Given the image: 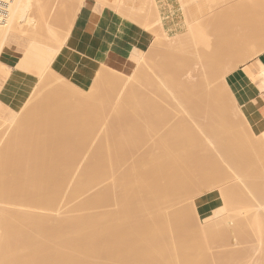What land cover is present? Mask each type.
Returning <instances> with one entry per match:
<instances>
[{"label":"bare ground","instance_id":"bare-ground-1","mask_svg":"<svg viewBox=\"0 0 264 264\" xmlns=\"http://www.w3.org/2000/svg\"><path fill=\"white\" fill-rule=\"evenodd\" d=\"M65 1L66 0H63V2H61L60 0H58V2H61L60 4H63L61 6L64 7V10H65L64 14H70L73 12L75 15L76 13H78L81 10V8L85 5L87 0H79V4H77L76 7L73 6L72 4H68L67 2L64 4ZM96 1L99 2V4H101V5L102 4L103 5L113 4L114 7L112 5L111 6L113 7V9H115L117 6L118 9L116 8V10H118V12L123 13V14L126 13L125 15H128V16L132 15V16H135L137 18H140V16H142V13L149 11V10H146V11L144 10V12L143 11L141 12V9L139 10V8H137L138 5L135 2V0H125L124 6L119 5V3H118V2H120L119 0H96ZM220 1L217 0V2H219V3H220ZM190 3H192V2H190ZM254 3H255V0H226V2L224 3V5L227 7L226 9H225V7L221 8L220 10H219V8L218 9L216 8V9L219 10L220 13H221L222 9H224L225 11L231 12V11H233V9H235V7H233V4H237L238 7L241 6V9L243 6H246L245 8H247L248 10H252V9H254V5H256V3L255 4ZM141 4H142V2H141ZM210 4H212L211 1H210ZM35 5L36 4L33 3V0H0V80L5 78V75H7V77H8V78L6 77L7 78L6 82H7L9 77H10V74H11V70L5 64L6 62L3 63L1 61V55H2V52L4 49L3 46H5L6 42L8 41V37L11 35L12 32L24 33V25L25 24H28V25L31 24V26L33 25L34 28H37L36 27L37 26L36 21L32 17V14L30 13L31 9H33L32 7ZM150 5H151V3H150ZM214 5H216V4H214ZM145 6H146V4H145ZM73 7H75V8H73ZM147 7H149V6H147ZM154 7L155 6H153V8ZM238 7L233 11V13L229 14V16H225V17H229L228 19L222 20V18H220V17L223 16V14L221 16L218 14L219 17H217V19H221V23H223V24L225 22L226 26L224 28H227L228 32H230V28H232L235 32V33L233 32L234 34L237 33V35H239V36L249 38L250 41L248 42V44L246 43L248 46L247 50L249 51V53H247L246 50L245 51L242 50V48H244V47H241L242 46L241 43L244 40L242 41L239 37H238V39L242 42L240 43V45H238L239 43L237 44V42H236V45H234L235 51L241 53V50H242L244 54L246 53L245 56L246 55L248 56V54H249V57H248L249 59H247V63L250 62L251 60H253L254 58H257V57H260L261 59L264 60V51H262L260 53L258 50H256L258 48L255 47V43L260 42V40H258L257 36L262 34L261 30L259 29V32L258 31L256 32V33L261 32L260 34H257V36H256V34L253 35V33L251 34L250 32L248 34V32H247V30H248L247 26H249L248 24L252 25V23H254L255 26L256 25L259 26L262 24V22L260 21L261 19L260 20L258 19V21L256 22L257 24L254 21L253 22L250 21V23L249 22H248V24L246 23L247 26L233 25L236 18L241 17V16L237 17L238 12H239ZM143 9H145V7ZM155 9L158 10L157 8H155ZM236 10H238V11H236ZM219 11L217 13H219ZM225 11H222V12H225ZM252 11L254 13V10H252ZM211 12H212V10H211ZM211 12H209V13H211ZM215 12H216V10H215ZM244 12L242 14H244ZM186 13H189V12H186ZM246 13H247V15H249L248 11ZM149 14H150V12H149ZM206 14H207V12H206ZM214 14H215V16H217L216 13H214ZM260 14L258 13V15H260ZM154 15H156V14H154ZM239 15H241V14H239ZM247 15L243 16L242 19H244V21L246 20L245 17H247ZM152 16H153V14H152ZM212 16H213V14H212ZM252 16H254V14H252ZM263 16H264V13H263ZM233 18H235V19H233ZM142 19H140V20L142 21ZM150 19L153 20V18H149L148 20L150 21ZM207 19L205 21H207ZM262 19L264 20L263 17H262ZM133 20H134V18H133ZM210 20H211V18H210ZM222 21H224V22H222ZM198 22H199V20H198ZM204 22H203V24H204ZM235 22H237V20ZM41 24H43V23L41 22ZM148 24H149V22H148ZM203 24L201 23V25H203ZM243 24L244 23H242V25ZM217 25H216V27H218V28H215V29H218V31H219L220 28ZM220 26L223 27V25H221V24H220ZM210 27L208 29V25H207V27H206L207 33H209L208 31L210 29L213 31L215 30V29H212L213 27H211V28ZM244 27H246L247 30H245ZM224 28H222V29H224ZM38 29H41V27ZM38 29H36V31H34V34L32 32L33 35H31L29 37L30 41H31L30 44H33L32 42H34V41L35 42L38 41L39 40L38 38L40 36H42L41 30H43V29H41L40 31H38ZM200 30H202V28H198L196 31H200ZM250 31L252 32V30H250ZM189 32H190V30H189ZM206 32H205V35L207 34ZM234 34H231V35H234ZM199 35H201V33ZM205 35H204V37L206 38V36H207V41H208L211 36L208 38L209 35H206V36ZM231 35H229V36H231ZM213 36H216V35H214V33H213ZM261 36H259V38ZM184 37H182V39ZM216 38L217 37H215V39ZM62 39H63V42L61 43V45L56 46L54 54L51 57V59L49 60L46 68L39 75L40 82L38 80V84L39 83L40 84L38 86V90L41 87V85L43 87H41V89L39 90L41 92L37 93V94L44 93L42 91V89L44 88L45 90L44 89L43 90L45 91V95L44 94H42V95L45 96L44 99L45 98L47 99V96H49V93L51 92V97H50V99L48 98L47 101L49 102L53 98L52 101H50V102H52L51 104H53V102L55 103V108H54V106H52L51 104L48 103L47 106H50L51 109H47L48 108L47 107L46 110H50V112H49V114H47V111H46V113H44L45 111L43 110L44 109L43 108L42 111H44L43 112L44 114H42V115L43 116L45 115V117H47L49 115L48 116L49 118L47 117V119L50 120V116L51 115L54 116L56 114V112L58 111V114L55 115V117L57 119H53L54 117H51V120L47 121L45 117L40 116L41 115L40 113H39L40 115H38V113L36 115L38 119H39L38 116H40V118L42 120L45 118L46 121L41 120L43 123L47 122V124L44 123L45 126H48L50 124V126H48L47 130L43 133H48V129L52 126L51 129L55 128L56 129L55 131H61V132L63 131L61 133V135H59L61 137V139L58 138L59 136L57 137L55 135H54L55 137L53 135H51V136H53L54 139H51V137L46 136V135H41V137H40L41 132H39V130L42 131V129H43L42 127H45V126H43L42 122H40L42 124V126L39 122H38V124L40 126L38 124H36L37 123L36 120H38V119L34 115L36 114L35 112L37 110H41V108L38 109L40 105L37 108H35L33 105V107L37 110L35 112L32 110L30 112L28 110L30 113L26 114L25 110L27 111V109H29V108H26L27 107L26 105L29 104L30 99L27 100L28 103L25 105L26 107L22 106L26 109H24V108L18 109L16 111L15 115H7V116L3 117V119L5 121L15 119L18 116L28 117L26 119L31 120L34 125L36 124V126L37 125L39 126L37 128V127L32 125L33 127H35V129L40 128L38 130L39 133H36V134H38V135H36L37 137H40L41 139L47 137L48 140L51 139L50 142L55 140L56 143L55 144L53 143V144H54V147L57 148L56 150H58V152L54 151L53 145H52V147H53L52 149H53L54 154H55V152H57V153H60V156L61 155L63 156L65 154V153H63L64 151L61 152L62 151L61 149L64 148V146H60L61 143H64L62 145H65V146L70 143L72 145L71 148L73 150V147H75V149H76V147H77L76 145H79L80 147H82L83 143L86 142V140H87L86 137L89 135H87L86 137H85V135L88 134L87 131L90 128L91 129L93 128V130H96L95 132H97L98 134L101 131V135L105 132V130H103L105 128V126H98L99 124L95 123L98 125L97 126L94 125V127L89 125L88 126L89 128H88V127H86V125L89 124L88 123V124H84L85 127L88 129V130L86 129V134L84 132L81 133L85 129L83 127L84 125L82 124L83 122H80V126H77L76 122L82 121V120H84L86 122L88 120L87 118H85L87 115V112L88 111L92 112L90 110L93 109V107H91V106H93V104H99L100 102L104 103L105 96L106 97L109 96V93H107L108 95L106 94L105 89H104L105 94L102 93V95H97V94L84 95L76 87L77 84L74 83L70 79L65 80V82L63 83V86L55 87V88H49V86L51 84V78L56 74L55 70H53L52 65L55 63L57 64V62L54 60L57 58V56L60 54L61 50L65 46V44L67 42V36H65V38H62ZM157 39H158V37H157ZM182 39L179 38V40H182ZM53 40H54V38L50 39V41L46 42V44L50 45V42ZM217 40H216V42H218ZM226 40H229V37ZM256 40H257V42H256ZM158 41H160V39H158ZM210 41L213 42L212 40H210ZM263 41H264V38H263ZM216 42L214 41V43H216ZM197 43H199V42H197ZM218 43H220V41ZM231 43H229V44H231ZM182 44H184V43H182ZM200 44L201 43H199L198 46H200ZM209 44H212V43L209 42ZM206 45L209 46L208 44H206ZM245 48H246V46H245ZM176 50H179L178 45L172 47V51H171L172 56L170 55L171 56L170 58H175V57H177L176 55H179L177 53L178 51H176ZM210 50L215 51L213 49H210ZM204 51L205 50L202 51V48H201V50L198 52V53L201 52V55L200 54L199 55L202 58L201 60L199 58V61L201 62V68L199 70L201 76H199V77H202L201 80L200 79L198 81L194 80L193 76L191 75V73L189 74V72H186L182 75L181 78L184 77V79H183L184 82H181V83L179 82L180 80L178 81V79L172 80L173 82L171 83L170 82L171 79L168 78L167 76H164V77H161V79L162 78L165 79L167 77L166 79L170 82V85L171 84L173 85L172 88L170 85H168V86L165 85V86H167V88L165 86H163V87H165L164 89H166V90H164L161 87V85L166 84L168 81L167 80L159 81L158 79H160V78H159V73H158V76L155 79H152V82L155 83L156 85L162 83L163 81H164V83L161 84L160 86L155 85L156 87H159L158 89L153 87V88H155L154 91L155 92L157 91V93L152 91L153 88H150L151 86L149 87L150 91L154 92V94H156V95H153L152 92L148 91V88H146L147 90L145 89V87H148L149 84L153 85V83L150 82L151 81L150 76L148 77V75H149L148 72H146V71H148L149 66L146 65L145 63H143L140 66V68L138 69V71L135 75L131 74V75H127L126 77H122L121 75H118L116 72L119 70L100 63L94 69V75H92L90 77L87 76L83 80V82L88 85L89 89L91 88V86H93V84H94V86H96L95 84H97L98 82L107 81L111 84V85H108L109 88L106 87L107 89H110L111 86H114L115 89H114V87H113V89H114V91H116V89L118 90L119 86H122V87L127 88L126 89V92H127V90H129L128 87L132 88L134 85L135 86L138 85L137 88L139 91L140 86L143 85L142 82L145 81L141 77H144V79L148 77V79H146V81H148L149 84L147 85V82L145 81L146 83L144 85H146V86L145 87L143 86L145 91H147L146 93H148V94H146L145 91L143 92V93H145L146 99H148V101H149L148 102L146 100H143V102L146 103V106H144V104L142 102L141 103L139 102V100L141 99L140 97L142 96L141 95L142 92L140 94V97H137L138 96V94H136V93H138L137 90H135L136 92L132 91L133 93H135V95L137 97L136 98L135 95L133 93H131V91L129 93H126L125 89H124L125 94L120 96V97H122V100L118 98L119 101H116V103L113 107L114 111L120 112V114H121L122 110L126 109L129 112V114L133 113L132 115L135 116V117H133V119L137 118L134 121L136 122L138 120L136 122V124L137 123L139 124V119H141L142 121H145V120H148L146 118L153 117L152 116L154 113L153 108L156 109L155 115L159 113V112L156 113L157 108H159L160 110L163 109L162 114L165 115L163 117V118H165L167 115L165 114L164 110H166L168 108L170 110L174 109L173 111H175L176 114L180 115V120H179V122L175 121V122H177V125L176 124L172 125V126H176V127L170 126L171 129L169 127V131H165L164 133L159 132L160 130L158 131V129L156 130L155 128H153L156 126L155 122L158 120H155V122H154L155 124L153 123L155 126H153L151 123V125L153 127L150 125V122L148 121L149 122L148 126H150L151 130L153 132H155V130H156L155 135H152V140H151V138H149V140H151L152 142L149 141V143L150 142L151 143L148 144V148H147L148 150L145 151V154H144V150H143V152H142L143 154H142V156L140 155L141 158L139 160L137 159V162L131 163V164H129V163L124 164L123 166H120V167L117 166L119 164L116 161L117 160L116 156H119V155L118 154L117 155L115 154L116 156L112 155L113 153L117 152L116 150H119V149L115 150L116 145H113L114 142L112 140H111L113 142L112 145L115 148L113 149L112 145L110 143L111 148L108 147V150L110 152H112V150H115V151L112 152V154L111 153L108 154V152H107V155H109V156H108V158L105 157L106 160L104 163L101 162V160H100V162H99V160H97L99 163L98 162H95V163H98L97 164L98 166L94 165L95 163H93V161L90 160L91 156L93 155L91 153H89L88 155L86 154L87 156L85 157L84 166L79 167L77 165L76 166L73 165L74 163L71 164L72 161L75 162L78 160L76 159V157H74L75 155H73V157H72V155H70L71 153L72 154H74V153L69 151V149H70L69 145L70 144L67 145V147H69V148H67V147L66 148L68 149L70 154L67 156L64 155L63 156L64 159L62 158V160H65L64 162H66L67 160L70 161L69 157L76 159V160L75 159L72 160V158H70L71 162H69L70 163L69 165H66V163L63 162L66 166H69L70 168L69 167L65 168V166H63V167L61 166L62 168L61 167L59 168L60 170L62 169V171L64 169V170H66V172H68L69 170L70 171L73 170V168H71V166H75L74 167L75 170H73V172H70V173H72V175L67 173L68 176L71 175L70 184L67 187V190L65 189V193H64V195H67L71 198V200L68 197L65 198V199H68L67 200L68 202H66V201H65V203L63 202L64 195L62 197H60V199H59V197L57 198V196L53 197L54 199H51V198L49 199L48 195H47V197L45 196L46 193L52 192L54 190L53 188H56L58 190V188L61 186L60 184L62 182L60 184H58L59 187L57 188V186H58L57 183L62 180V179L59 180V177L60 178L62 177V172H61V175L59 176L57 174L58 173L57 171L60 172V170L57 169L56 170L57 173H56L53 171V169L50 168V166L52 164L51 162L57 160L58 158L60 159V156H58L59 154L58 155L55 154L57 156V158L54 157L55 156L54 154H52L54 156H52V155L50 156L48 154L51 150L50 142H49L50 146L48 145L49 151H47L46 148H45V150L43 149V147L47 146V145H44V143L45 144L48 143L47 138H45L44 140L40 141L43 144V146H41L42 148L38 147L37 150L47 151L48 153H46V152L42 153L43 156L39 157V160H37V155H38L37 152H39V151H37L36 152L37 155L35 154L36 163L33 161L35 156H34V158L32 157L33 159L30 160L31 163L34 162L35 165L30 164L29 155L31 152L33 153V151H31V152H29V151H30L33 143L35 144V142H34L35 139H36V142H38V140H40V139L35 138L36 136L30 137V134L28 136L27 133L29 131H27V133L25 131H24V133H22L23 131L21 130L20 125H17L14 127L13 136L14 135L15 136L13 137L14 139L12 138L14 140V143L17 142V144L19 143V145H22V147L24 145L23 149H22V147H20L22 149V152L24 149H26V151L29 150L28 151L29 154L28 153L26 154L25 152L20 153L19 151H21V150L16 149L17 145H14L15 147L14 146L13 147L16 150H18V152L16 150H13L11 148L12 146L10 147V145L12 144V141H13L11 138L8 139L9 141L7 140L11 144H9L8 142H5V144L3 145L6 148V150H4V152L2 150L3 147L0 148L2 151V152L0 151V264H217L214 261V255L211 252L212 251L211 249H213L211 244L213 243V241L215 240L217 235L218 236H220V235L221 236H228L227 234H229V232L232 235L233 234L232 231L235 228H236V231L239 230V228H241L242 225L243 226L248 225V227H250L251 231L253 230V232L257 231L256 229H258L257 228L258 226L256 227V223H258L259 221L264 222V205L263 204L258 205L257 208H255L256 207L255 206L253 208V211H252V208H250V207H248V210H247V208H244V207H247L246 206L247 204L245 205V203L242 204L241 202H243V201L247 202L248 196H247V199H245V196L243 195V193H241L242 194V196H241L240 191H241V189H245V191H249L250 189L254 190L253 187L251 188V186H254V184L256 183L255 181H257L254 179L261 177L259 179L262 180V178H264V176H262V174H264V172H261L260 175H257L260 172V165H258L259 171L258 172L255 171V175L257 176V178H256V176L254 177L252 175L254 178L253 179L252 177H250V175H248L252 182L249 180V178L247 179L246 176L243 177L244 173L246 174L245 169L247 168L249 163L252 162V159H255V161H257V159H258V161H257L258 164H259V160L261 161V163L263 162L264 157H263V160H261L262 158H260V155L262 157V155L264 154V137L259 136L255 130H251L250 132H245L244 128L240 127L238 130L235 131L234 127L233 128L229 127L227 122H230V120H226L227 119L226 117H229L231 115V110L237 109V104H236V101L233 98V96L232 97L230 96L231 98H229V95L231 94V92L227 93L228 92L227 89L230 90L229 87L231 86V87H233V90H235V92L240 93V90L238 88L239 87V80H237L233 76H230V74H229L225 78L226 84H224V86H219L217 79L212 80L215 77L214 75H216L217 73H215L214 75L212 73H210L209 75L207 74L208 77H210L211 74L213 76V77L211 76L212 79H210L211 77L207 78V76H205L206 73L208 72L207 70H210V69L216 70V69H218L217 65H219V64H217L218 62H215L216 59L214 56L211 60L209 57V61H208V59L207 60L204 59L206 53L209 52V51H207V52L205 51L206 52L205 53ZM202 52H204L205 54ZM250 52H251V55H250ZM26 53L27 52H25V54L17 62H21L27 66L32 67V65L35 61L33 59H29L27 57L28 54H26ZM69 53H70V51H69ZM211 53L214 54V52H211ZM216 53L218 54L219 51L218 50H217V52L215 51V54ZM207 54L212 56V54H210V53H207ZM217 54L215 56H218ZM225 54H229V52H227V50H226ZM233 56H234V53H233ZM72 57H73V55H72ZM77 57H79V56H77ZM142 57H141V59H142ZM226 57H228V56L226 55ZM75 59L73 57V60H75ZM77 59H79V58H77ZM220 59L222 60L221 57H220ZM140 60L138 62H140ZM224 60H225V58H224ZM53 62H55V63H53ZM63 63H64V61H63ZM137 63H135V64L137 65ZM88 64H89V62H88ZM223 64L226 65L225 62L222 64L220 63V65H223ZM153 66H154V64H153ZM176 67H177V65H176ZM57 68H59V66ZM221 68H222V70H224L223 67H221ZM54 69H55V67H54ZM150 69H154V68H150ZM164 69H165V67L162 68V70L160 69L162 76H163V74L165 75V72H163ZM227 69H229V68H227ZM157 70H158V67H157ZM205 70H206V73H205ZM165 71H166V69H165ZM244 71H245V73H247L246 70H244ZM144 72L147 73V75L144 74ZM151 72H152V70H151ZM226 72L227 71H225V73ZM259 72L264 73V67ZM166 73H167V71H166ZM247 75H248V77H250L248 73H247ZM174 76L175 75L173 74L172 77L171 76H169V77L174 78ZM156 80H157V82H156ZM139 81L141 84L138 83ZM158 81L160 83H158ZM165 81H166V83H165ZM6 82L2 86H0V93L3 90ZM107 82H105L104 84L102 83L103 84L102 86H107V84H108ZM217 83H218V85H217ZM220 84L223 85L222 83H220ZM225 86H226V90H225ZM131 88H130V90L136 89V87L132 88V89ZM196 88H198V92L193 91ZM120 89H119V91H121ZM219 89L224 91V92L222 91L224 96L220 92ZM38 90H37V92H39ZM46 90H47V92L49 91L48 94H46L47 93ZM114 91H112V88H111V91L107 90V92H114ZM52 93H54V94H52ZM37 94H35V95H37ZM127 94H132L134 96H133V98L131 97L129 100L127 99L128 97H125V99H127V100L124 101L123 98ZM35 95H34V93L32 94L30 102L33 101V98L35 97ZM42 95H41V98L39 96V98H40L39 100H41V101L43 98ZM53 95L58 96L59 98L62 97L61 101L67 103L66 105L67 106L69 105L70 108L67 109V106L65 105V103L63 104L61 101L59 102L60 99L58 100V98L54 97ZM132 95H129V97ZM239 95H241V94H239ZM145 96H143V97H145ZM217 96H221L220 98L226 97L228 99V101L226 103H222L220 100V102H219L220 98L218 97L219 98L218 99ZM54 98L58 100V101L56 100L57 103L55 101H53V100H55ZM143 99H145V98H143ZM193 99H195V100H193ZM68 101H69V104H68ZM33 103H35V102H33ZM58 103H60L61 106L62 105L66 106V109L68 111H69V109H70V111L71 110L73 111V109H74V111L77 110V111H75V112H77V114H75V113L73 114V116L75 115V117L70 116V114L72 115L73 112H71V113L66 112L65 107L64 106L60 107V105ZM56 104H58V105H56ZM70 104H72V105H70ZM85 104H87L86 105L87 109H89L87 112H85L86 110L83 111ZM107 104L108 103L106 102L105 105H107ZM29 105H28V107H29ZM100 105H101L100 107L102 109L103 104H100ZM31 106L32 105H30V109H32ZM56 106H58V107H56ZM89 107H91V108H89ZM2 108L5 109L4 107H2ZM34 108H33V110H35ZM57 108H59L62 111L58 110ZM210 109H211V111H210ZM63 110L66 113H64ZM95 110H97V108ZM215 110L217 112L223 110V112H227L229 114V116L217 117L218 114H215L216 113ZM82 111H83V113H82ZM125 111H123V112H125ZM209 111L211 113L212 112L213 113L215 112V113L214 114L212 113L213 114L212 115L211 113H209ZM32 112H33V115L30 116V114ZM38 112H40V111H38ZM97 112L99 114V111H96L95 113H97ZM255 112L253 114H251L249 112L244 111L245 116L241 112V114H243V117L241 116L240 119L244 123H245V121H248L249 123L252 122L253 123L252 128H253L256 125V122L264 121L263 117L260 114H258L257 112L256 113ZM62 113H64L65 115L67 114V117L70 116V118L72 117V118H75L77 120V121L76 120L74 121L71 118L72 123L75 122L74 124L71 123L74 130L71 129V126L66 127L67 121H68V119L70 120V118H68L67 120L65 119V123L61 121L62 127H64L63 129L67 130L68 132L70 131V133H68V132L65 133L64 130L62 129V127H60L61 124L59 123V119L62 118V116H63ZM84 113H86V114H84ZM95 113H94V115H95ZM100 113H104V112L100 111ZM111 113H113V111ZM175 113L173 115H175ZM197 113L198 114L203 113V115L199 114L198 116H200V117L202 116V117H204V119L197 117ZM222 113H221V115H222ZM46 114H47V116H46ZM82 114L85 115L84 116L85 119H83ZM160 114H161V111H160ZM170 114H172V113H170ZM225 114H223L222 116H224ZM25 115H27V116H25ZM28 115L30 116V118L33 117L34 119L33 118L30 119ZM60 115H61V117H60ZM132 115H131V117H132ZM58 116L60 118H58ZM99 116H101V115H99ZM99 116H97V117H99ZM142 116L144 118H142ZM254 116H256V117H254ZM126 117L128 118V115H126ZM157 117H158V119H160L159 121H161V119H163L162 116H157ZM175 117H176V115H175ZM63 118H66V117L64 116ZM130 118H129V120H130ZM229 118H231V117H229ZM102 119H101V121H102ZM105 119H106V117H105ZM143 119H145V120H143ZM154 119H155V117H154ZM166 119H167V117H166ZM29 120L27 123L28 126H26L27 124L25 123L26 128L27 127L31 128L29 126V123L31 125V122H29ZM52 120L54 122L55 121H58V122L54 123ZM33 121H35L36 123ZM38 121H40V120H38ZM71 121H69V125H70ZM116 121L118 122V120H116ZM166 121L167 120H165V122ZM187 121L190 123V126L192 127L191 128L188 126L189 128L192 129V132H193L192 136L197 137L196 139H198V140L200 139L199 141L201 143H199V145H200V146L198 145L199 147L192 146V144H194L192 142H191L192 144L189 143V139L187 137L188 136L190 137L189 132L191 133V131H190L191 129L187 133L185 132L187 130L185 125H188ZM49 122H53V123H49ZM110 122H112V121H110ZM117 122H114V123L116 124ZM169 122H170V120H169ZM169 122L167 121V123H169ZM175 122H173V123H175ZM231 122H233V121H231ZM126 123L128 125V122H126ZM249 123H248V125H249ZM56 124H60V126H56ZM77 124H79V122H77ZM91 124L93 125L94 123L91 122ZM104 124H106V122ZM112 124H113V122H112ZM115 124H114V126H115ZM136 124H135L134 128L136 127ZM23 125L24 124H22V126ZM74 125L77 127V129L80 127V129H82V131L80 129L77 130ZM158 125L159 124H157L156 128L160 127V126L158 127ZM168 125H170V123ZM132 126L130 125L129 127L131 128ZM166 127H165V129H166ZM177 127H179V128H177ZM58 128H60V129H58ZM150 128H149V131H150ZM162 128L163 127H161V130H162ZM174 128L178 129V131L176 132L177 135L174 134V131H173ZM33 129L34 128H32L31 131ZM131 129L133 132L134 129L133 128H131ZM131 129H129V131ZM72 130H73V132H71ZM142 130H144V129H142ZM49 131H54V130L49 129ZM77 131L83 135H81L79 133L77 134ZM107 131L108 130H106V133L104 135L105 138L109 137L107 134ZM141 131L139 130V132H141ZM162 131H164V130H162ZM32 132H36V130H33ZM207 132L210 133V135ZM19 133L21 134V136L19 135ZM63 133L65 134V140L66 141L72 139V137H73V141L74 140L75 141L73 142L72 140H70L71 142L68 141L69 143L66 142L67 144L65 142H62V139H63V141H65L64 137H62L64 135ZM72 133H74V134H72ZM108 133H109V131H108ZM144 133L145 132L143 131L141 134L142 135L141 138L145 135ZM17 134H18V136H20L19 141H16V139L18 138ZM69 134H70V137H69ZM75 134H77L79 137ZM90 134H92V133H90ZM98 134H95V135L97 136ZM129 134L131 135V133H129ZM152 134H154V133H152ZM25 135L27 136L26 138L28 140H29V138L33 137L32 139L34 141L32 139L28 141L27 139H25ZM80 135L83 136V138L80 137ZM130 135H129V138H130ZM148 135H147V137L151 136V135H149V136ZM171 135H173V137H174V135H175V137L179 136L177 138L178 140L175 138L176 140L173 143H171L172 142ZM76 136L78 137L77 139L75 138ZM93 136H94V132H93ZM106 136H108V137H106ZM66 137L67 138L69 137L70 139L68 138V140H67ZM121 137H122V135L120 136V138ZM21 138L22 139L24 138V140H22ZM55 138H57V139H55ZM124 138L126 139L127 137H124ZM124 138L122 137L121 139H124ZM141 138H139V139H141ZM143 139H145V137H143ZM58 140H60V141L58 142ZM79 140L82 142H79ZM83 140H85V141H83ZM130 140H133L132 137ZM130 140L129 139L125 140L126 141L125 145L123 144L122 148H124L126 146V143H128V144L131 143ZM198 140H197V143H198ZM30 141H31V143H30ZM136 141H137V139H136ZM187 141H188V143H186ZM40 142H38V143H40ZM97 142L99 143L98 146L100 144L102 145V143H104V142H99V141H97ZM79 143H81V145ZM86 143H85V145H87ZM89 143H91V142H88V144ZM108 143H109V140H108L107 144ZM121 143H123V142H121ZM145 143H144V145H145ZM8 144H9L10 150L7 147ZM29 144H31V146H29ZM188 144H190L191 146ZM38 145H40V144H38ZM141 145H143V144H140V146ZM27 146H29L30 149H27L26 148ZM33 146H35V145H33ZM59 146L61 147V149H58V148H60ZM143 146H142V148H143ZM119 147H120V145H119ZM133 147H132V149H133ZM146 147H144L143 149H145ZM5 148H3V149H5ZM94 148H96V147H94ZM135 148H137V147H135ZM135 148L133 150H135ZM99 149H100V147L98 148V150ZM124 149L126 150V148H124ZM128 149L129 148H127V150ZM137 149H139V148H137ZM7 150H9V152ZM31 150H33V149H31ZM59 150H60V152H59ZM84 150L85 149H83L82 151H84ZM10 151H12V152H10ZM256 151H258V152L256 153ZM51 152H52V150H51ZM51 152H50V154H51ZM88 152H89V150H88ZM134 152H136V150ZM79 153L81 154L83 152L79 151L78 154ZM254 153H255V155L257 154V156H254L253 155ZM95 154H98V152ZM123 154L126 155L125 151ZM129 154H130V152H129ZM250 154H252L251 155L252 159L251 158L249 159ZM102 155H104V153L101 154V157H102ZM105 155H106V152H105ZM120 155H121V152H120ZM31 156H33V155H31ZM38 156H40V155H38ZM79 156H78V158H79ZM253 156L255 158H253ZM26 157H29V158H26ZM66 157H68V158L66 159ZM93 157H95V155ZM121 157H122V155L120 156V158ZM125 157H123V158L125 159ZM232 158H235L237 160V161L235 160L236 164H237L236 165L237 167H235V168H237V170H238V167L242 166V167H240V169L244 167L243 168L244 173H241L243 171H241V172L237 171V173L238 174L241 173V175H237V173H236V175L234 174L235 176L231 175V176H233L232 181L233 180L234 181L232 182L230 180V183L232 182L230 184L229 181H224L227 179V177L225 179L222 178V176H223V174H225V172L224 173H221V172L225 168L231 167L230 163H231ZM59 159H58V161H59ZM122 159L119 160V158H118V160L120 161L119 162L120 164H121ZM129 159L131 160V158H129ZM201 159H203V160H201ZM248 159H249V163H247ZM250 160H251V162H250ZM42 161H44L45 163L50 162L49 164H46L50 168L49 170L54 172L53 173L51 171L50 172L48 171V174L50 173V176H48V174L46 176V174L43 173L42 168L44 166L43 165L44 162H42ZM58 161H56V162H58ZM90 161L93 163V166L90 164ZM255 161H254V163H256ZM127 162H129V161H127ZM75 163H77V162H75ZM232 163H233L232 165H234V162H232ZM254 163L251 164V166L249 165L251 167V169L253 168L252 166L254 165ZM55 165H56V163H55ZM80 165H81V163H80ZM255 165H254V167H255ZM46 167H45V169L48 170V168H46ZM76 167H78V168H76ZM250 167H248V168L250 169ZM52 168L56 169L55 167H52ZM232 168L235 169L234 167H232ZM255 168H257V165ZM255 168H254V170H255ZM43 170H44V168H43ZM250 170H248V171H250ZM250 173L252 174V171ZM52 174H55V175L57 174L58 178L55 177V175L53 176ZM64 175H66V174L64 173ZM231 176H230V178H231ZM49 177H50V179H51V177L52 178L54 177V178H57V180H59V181H56L54 179L56 182L55 186L53 185L55 183H54V180L52 181V179H51V181L53 182L52 183L53 186L52 187L50 186L51 181H50ZM64 177H62V178L65 180L66 178H64ZM252 179L254 180L255 183L253 182ZM68 181H69V179H68ZM259 181L257 182L258 184H259ZM262 183H264L263 180L261 182V185L263 186L264 184H262ZM67 184H68V182H67ZM99 186H100V188L95 190ZM188 187H190L189 188L190 190L193 189V193H194L193 196L192 195L191 196H188V195L184 196V194L183 195L181 194L182 198L179 197L180 193L186 191L184 189L185 188L188 189ZM61 188L62 187H60L59 189H61ZM231 188L233 190H234V188L237 189V191L234 190L235 193L239 192L240 196L237 193L236 194L234 193L235 195H237L236 197H239V199H240V197H244V198H241L242 201L241 200L238 201L239 199L235 198V197H232L230 199L229 194L231 195V193H232ZM56 189H55V191H57ZM194 189H196V191ZM238 190H240V191H238ZM46 191H48V192H46ZM55 191H54V193H56ZM58 191H60V190H58ZM110 191H112L115 194L118 192V194L123 195L124 198L123 199H119L120 197L113 198V195L110 194ZM251 191H249L250 194L249 193L248 194H249V198L252 200L253 195H254V198L256 196H255V193H253V195H251V193H252ZM189 192L190 191H187V193H189ZM178 193H179V195L177 197L181 198V200H177V201H179L177 203V201L175 199H178V198H176V195ZM32 194H34V195H32ZM53 194L51 193V196ZM118 194H116V197L119 196ZM190 194H192V193L190 192L189 195ZM206 194H208V195H206ZM110 195L112 196L111 200L112 199L114 200L113 201L114 203L113 202L111 203V205L113 204V208L111 207L112 209L111 208L109 209V207H108V209H103V210L99 211L98 210L99 208H98V209H96L97 212H95L94 209H95V207L97 208V206H99L98 203H97V206L92 208L93 210L89 207V205H87L90 203L92 204V201L95 202L94 200L99 199V198L103 199L104 197H106V199H108V197H111ZM246 195H247V193H246ZM261 195L259 193V195H257V198H255V199L258 200L261 197ZM258 196H260V197L258 198ZM263 196H264V194H263ZM55 198L58 199V201H56ZM106 199H104V200L106 201ZM234 199H236L239 203H241L242 206L245 205V206H243V209H246L247 210L246 212H248L249 214L251 211L253 213L255 211L254 209H256V211L254 212V215L251 216L250 218L245 217L246 220L243 216V220L242 221L239 220L241 217V214H244L241 212H244L245 210L240 209L241 206L237 207V206H239L238 203H235V204L232 203L235 201ZM263 199H264V197L261 199L260 203H262V201H264ZM256 200L253 199L254 202ZM108 201H109V199H108ZM43 203H44V205H41ZM236 204H238V205L236 206ZM78 205L79 206L82 205L81 206L82 208L79 209ZM83 205L84 206L87 205V207H83ZM104 205L109 206L110 204H104ZM100 206H102V205H100ZM101 208H103V207H101ZM249 208L251 209L250 211H249ZM240 210H241V212H240ZM187 211H188V214H191V215H188ZM234 211L236 213L238 212L237 213L238 215L240 213V215H239L240 217L238 218L237 214H236L237 215L236 219H235L236 215L235 216L230 215V216H234L233 217L234 220H237V221H233L232 220L233 218H229L230 217L229 214L231 212H232V214H235V213H233ZM183 212H184V215L182 214ZM185 214L190 216V218H192V221L191 220L188 221L189 218L187 219V221H188L187 225H186V222L185 223L181 222V220L186 221V220H184L185 218H182V215H183V217H185ZM191 216H193L194 218ZM180 217L182 219H180ZM263 222H259V226L261 224H263ZM184 225H186L189 228H187ZM251 225L252 226L254 225L256 227V229H255V227H253V229H252ZM185 228H187V230ZM250 228H247V229L250 230ZM263 230H264V228L261 227V229L259 231H257L256 234H258L259 236H263L264 235ZM236 231L234 230V232H236ZM260 231H262V232H260ZM186 232H188L189 234H186ZM241 232H242V230H241ZM190 233H192V234H190ZM247 233H248V231H247ZM230 234H229V236H230ZM237 234H238V231H237ZM249 234H251V233L249 232L248 236H249ZM251 235H253V234H251ZM239 236L240 235L238 234V236L236 238H238ZM258 239H261V237ZM254 242H256V240ZM260 242H258L257 245L255 243L254 248L255 249L257 248L256 251L262 250L264 252V246ZM236 249H238V251H239V248H236ZM259 252H261V251H259ZM263 252H262V254H263ZM204 253L208 254L210 256V259H209V257L208 258L204 257L205 256ZM202 254L204 256H202ZM262 254H261V256H263ZM52 255H53V257H52ZM245 256H247V255H245ZM260 261L256 260L252 264H264V263H261Z\"/></svg>","mask_w":264,"mask_h":264},{"label":"rangeland","instance_id":"rangeland-1","mask_svg":"<svg viewBox=\"0 0 264 264\" xmlns=\"http://www.w3.org/2000/svg\"><path fill=\"white\" fill-rule=\"evenodd\" d=\"M61 2H63V0H60ZM89 1V0H88ZM120 2H118L119 3V5L120 6H124L125 5V0H119ZM140 0H135V2L137 3V8H139V10L141 9V12L143 11L144 12V10L146 11V10H149V11H146V12H144V13H142V16H140V18H137V17H135V16H128V15H125L126 13H120V12H118V10H116V8H117V6H116V8L115 9H113V4H110V5H101V4H99V2H97L96 0H90L89 2L90 3H93V4H95V5H97V6H99V7H101V8H108V9H111L113 12H115L116 14H118L121 18H124V19H126V20H129L130 22H132V23H134V24H136L137 25V27L138 28H140L141 30H143V31H145L147 34H148V36H150V42H149V44H148V46L146 47V48H144L143 50H141V52H143L142 54H143V57H142V59L140 60V62H138L137 63V65L131 60V55H130V57L129 58H127V60H125L123 63H121V64H118V65H111V64H104V65H106V66H109V67H112V68H114V69H117V70H119V71H117L116 73L118 74V75H121L122 77H126L127 75H131V74H133V75H135L136 73H137V71H138V69L140 68V66L143 64V63H145L146 65H148L149 66V69H148V71H146V72H148V77L150 76V78H151V83H153L152 82V79H155L157 76H158V73H159V78L160 79H158L159 81H161V80H167L166 78L168 77V78H170L169 80H170V82L172 83L173 81L172 80H174V79H178V81L181 83V82H184V77L183 78H181L182 77V75L184 74V73H186V72H189V74L191 73V75L193 76V79L194 80H196V81H198L199 79L201 80L202 79V77H199V76H201V74H200V68H201V62L199 61V58H200V60L202 59L201 57H200V55H201V52L200 53H198L200 50H201V48H202V51L203 50H205L206 52L207 51H209V52H207V53H210V54H212V56L211 55H208L205 51V53H206V55H205V57H204V59H208V61H209V57H210V60L213 58V56L215 57V59H216V61L215 62H218L217 64H219V65H217V67H218V69H216V70H207L208 72L206 73V70H205V73H206V75L205 76H207V74L209 75L210 73H212L213 75L215 74V73H217L216 75L218 76H216V75H214L215 77H214V79H212V74H211V78L210 77H208L207 76V78H210V79H212V80H215V79H217V82L219 83V86H224V84H226L225 83V78H226V76H228L229 74H230V76H233V77H235L237 80H239V90H240V93H238V92H235V90H233V87H229V89L230 90H228L227 89V93H229V92H231V94L229 95V98H231L232 96H233V98L235 99V101H236V104H237V109H235V110H231V115L229 116V114L227 113V112H223V110L222 111H219V112H217L216 110H215V114H218L217 115V117H226V116H229V117H231V118H229V117H226L227 119L226 120H230V122L231 121H233V122H227V124L229 125V127H231V128H233L234 127V130L236 131V130H238L240 127H243L244 128V130H245V132H250L251 130H255L257 133H258V135L259 136H262V137H264V121H259V122H256V125L252 128V125H253V123L252 122H248V121H245V123L240 119L241 118V116L243 117V114H244V111L245 112H249V113H251V114H253L255 111H256V109H255V111L253 110V109H251V107H250V104H251V101H252V98H250V99H241V98H243L241 95H242V93H244L245 91L246 92H249V91H251V90H253L254 89V85L253 84H250L249 83V81H250V79H249V77H248V75H247V70L249 69V67L246 65L243 69L242 68H240L241 67V65L242 64H246L247 63V59H249L248 57H249V54H248V56L246 55L245 56V54L243 53V51H247V53H249V51L247 50L248 49V46H247V44H248V42L250 41L249 40V38L247 39L246 37H243V36H239V35H237V33L236 34H234L235 32H234V30L232 29V28H230V32H228V30H227V28H224L225 26H226V24H225V22L224 21H222V22H224V24L223 23H221V19H217V17H219V15L221 16L222 14H223V16H221L220 18H222V20H224V19H228L229 17H225V16H229V14H231V13H233V11L238 7L237 6V4H233V7H235V9H233V11H225L224 9H222L221 10V13H220V9L221 8H224L225 7V9L227 8L225 5H224V3L226 2V0H219L220 1V3L219 2H217V0H141L140 2H139ZM145 1V2H144ZM189 3H187V2ZM210 1H211V3L212 4H210ZM61 2H58V0H33V3L34 4H36L35 6H33L32 8L33 9H31V11H30V13L32 14V17L34 18V20L36 21V27L37 28H34V26L32 25L31 26V24H25L24 25V33H14V32H12L11 33V35H18V36H20V37H22V38H24L28 43H29V47L27 48V50H25V52H27V51H32V50H35V51H37V50H39L40 52H41V57H40V61L38 60V61H36V62H34L33 63V65H32V67H28V66H25L23 63H21V62H17L18 60H20L21 58H20V56L22 55V50H23V48H24V46H25V43H23V45L24 46H20L19 44H16V43H14V44H12L11 46H7L6 48H8L9 50H11V51H14L15 53H16V55H17V58L15 59V61L16 62H14V64H10V65H8V64H6L7 66H8V68L11 70V74H10V77L9 78H11V76L13 75V73L15 72L16 73V75H18L19 73H21L22 74V77H21V82H20V84H18L20 87H18V86H15L14 88H12L11 89V83H10V86L9 87H6L7 86V82H6V80H7V75H5V78H3V80L2 81H4L3 83H5L6 82V84H5V86H4V88H3V90L1 91V93H0V148H5L3 145L5 144V142H8L9 140V138H13L14 136H13V129H14V127L15 126H17V125H20V128H21V130L23 131L22 133H24V131L27 133V131H29L27 134H28V136H29V134H30V137L31 136H33V137H35L36 135H38V134H36V133H39V132H41L40 133V137H41V135H46V136H49V137H51V139H54L53 138V136L55 135V136H59V135H61V133L63 132H61V131H55L56 129L55 128H52L51 129V127L49 128L50 130H54V131H49V129H48V133H43V132H45L46 130H47V128H48V126H50V124L48 125V126H45L44 125V123L42 122V121H44L45 120V118H46V120L48 121L49 119H47V117L49 116H47V114H49V112H50V110H46V108L47 109H51L50 108V106H47L48 105V103L49 104H51L52 102H50V101H52V99L48 102L47 100H48V98L50 99V97H51V92L49 93V91L47 92V90H46V94H48L49 93V96H47V99L45 98L44 99V95H45V89L43 90L42 89V91L44 92V93H42V94H44V95H42V94H37V93H40L41 91H39L40 89H41V87H43L42 85H41V87L39 88V90H38V86H39V84H38V80H39V75H40V73L46 68V66H47V64H48V62H49V60L51 59V57L53 56V54H54V51H55V49H56V46H59V45H61V43L63 42V39L62 38H65V36H67V39H68V37L70 36V34H71V31H72V28H73V26H74V24H75V19H76V17H77V15H78V13H76L75 15H74V13L72 12V13H70V14H64L65 12V10H64V7H62L61 5H63V4H60ZM68 3V4H72L73 6H75L76 7V5L77 4H79V0H66L65 2H64V4L65 3ZM139 2V3H138ZM141 2H142V4H141ZM190 2H192V3H190ZM214 2V3H213ZM216 2V3H215ZM149 5H148V4ZM150 3H151V5H150ZM154 3V4H153ZM232 3V2H231ZM255 3H256V5H254V9H252V10H254V13H253V11L252 10H248L247 8H245L246 6H243L242 7V9H241V6H239L238 7V10H239V12H238V15H237V17L238 16H241L240 18H236V20H237V22H235L234 20V23H233V25H236V26H247L246 25V23L248 24V22L250 23V21H254L255 23L258 21V19L262 22V24L261 25H259V26H255V24L254 23H252V25L251 24H248L249 26H247V28H248V30H247V28L246 27H244L245 28V30H247V32H248V34H249V32L252 34L253 33V35H255L256 34V36H257V34H260L261 32H262V34H260L259 36H261L260 38H259V36H257L258 37V40H260V42L258 43L257 42V40H256V42L259 44H257V43H255V47L256 48H258V49H256V50H258L260 53L262 52V51H264V41H263V38H264V20L262 19V17L264 18V16H263V13H264V0H255ZM254 3V4H255ZM145 4H146V6H145ZM191 4V5H190ZM214 4H216V5H214ZM113 7H112V6ZM190 7H189V6ZM105 6V7H104ZM110 6V7H109ZM142 6V7H141ZM147 6H149V7H147ZM153 6H155L154 8H153ZM192 6V7H191ZM197 6V7H196ZM211 6V7H210ZM219 6V7H218ZM62 7V8H61ZM75 7H73V8H75ZM112 7V8H111ZM145 7V9H143ZM153 8V9H152ZM155 8H157L158 10H156ZM196 8V9H195ZM219 8V10H217V9ZM118 9V8H117ZM143 9V10H142ZM155 9V10H154ZM195 9V10H194ZM216 10V12H215V10ZM138 10V11H139ZM211 10H212V12H211ZM238 10H236V11H238ZM246 10V11H245ZM153 13H152V12ZM219 11V13H217ZM222 11H225V12H222ZM245 11V12H244ZM248 11V14L250 15H247V12ZM148 12V13H147ZM149 12H150V14H149ZM186 12H189V13H186ZM199 12V13H198ZM206 12H207V14H206ZM209 12H211L212 14H213V16H212V14L211 13H209ZM227 12V13H226ZM241 12V13H240ZM244 12V14H242ZM262 12V13H261ZM209 13V14H208ZM214 13H216L217 14V16H215V14ZM254 14V16H252V14ZM258 13L260 14V15H258ZM30 14V15H31ZM144 14V15H143ZM152 14H153V16H152ZM154 14H156V15H154ZM219 14V15H218ZM239 14H241V15H239ZM189 17H188V16ZM197 15V16H196ZM204 15V16H203ZM244 15H247V17H245L246 18V20L244 21V19H242L243 18V16ZM147 16V17H146ZM149 16V17H148ZM152 16V17H151ZM203 16V17H202ZM211 18V20H210V18ZM215 16V17H214ZM256 16V17H255ZM262 16V17H261ZM202 17V18H201ZM224 17V18H223ZM133 18H134V20H133ZM143 18V19H142ZM149 18H153V20L152 19H150V21L148 20ZM192 18V19H191ZM201 18V19H200ZM208 18V19H207ZM39 19V20H38ZM131 19V20H130ZM140 19H142V21L140 20ZM145 19V20H144ZM207 19V21H205ZM233 19H235V18H233ZM239 19V20H238ZM144 20V21H143ZM196 20V21H195ZM198 20H199V22H198ZM205 22H204V21ZM136 21V22H135ZM153 21V22H152ZM202 21V22H201ZM226 21V20H225ZM244 21V22H243ZM247 21V22H246ZM39 22V23H38ZM41 22L44 24H41ZM49 22V23H48ZM141 22V23H140ZM145 22V23H144ZM148 22H149V24H148ZM203 22H204V24H203ZM213 22V23H212ZM191 23V24H190ZM201 23L204 25H201ZM242 23H244L243 25H242ZM144 24V25H143ZM155 24V25H154ZM206 24V25H205ZM218 24V25H217ZM220 24L221 25H223V27L222 26H220ZM257 24V23H256ZM207 25H208V29H209V27L211 26V27H213L212 29H215V28H218V27H216V25L217 26H219V31H218V29H215L214 31L213 30H211L213 33H214V35H216V36H213V33L209 30L208 32L209 33H207L206 32V27H207ZM215 25V26H214ZM232 25V26H233ZM39 26V27H38ZM206 26V27H205ZM41 27V29H43V30H41V29H38V28H40ZM210 27V28H211ZM198 28H202V30H200V31H196ZM222 28H224V29H222ZM250 28V29H249ZM36 29H38V31H40L41 30V35L42 36H40L38 39V41H34V42H32L33 44H30L31 43V41H30V36L31 35H33L34 34V31H36ZM229 29V28H228ZM259 29L261 30V32L260 33H256L257 31L259 32ZM189 30H190V32H189ZM195 32H194V31ZM221 30V31H220ZM250 30H252V32L250 31ZM256 30V31H255ZM192 31V32H191ZM216 31V32H215ZM32 32H33V34H32ZM44 32V33H43ZM203 32V33H202ZM205 32L207 33L206 35H209L208 36V38L210 37V39L208 40L210 43H212V44H209V42L207 41V36L205 35ZM227 32V33H226ZM234 32V33H233ZM246 32V31H245ZM201 33V35H199ZM211 33V34H210ZM226 33V34H225ZM183 34V35H182ZM231 34H234V35H231ZM204 35L206 36V38L204 37ZM229 35H231V36H229ZM185 36V37H184ZM157 37H158V39H160V41H158V39H157ZM182 37H184L183 39H182ZM195 37V38H194ZM215 37H217L216 39H215ZM228 37H229V40H226V39H228ZM238 37L243 41H240L239 39H238ZM9 38V37H8ZM52 38H54V40L53 41H51L50 42V45H48V44H46V42H48V41H50V39H52ZM179 38L180 39H182V40H179ZM213 38V39H212ZM186 39V40H185ZM218 39V40H217ZM262 39V40H261ZM200 40V41H199ZM210 40H212L213 42H211ZM216 40L219 42L220 41V43H218V42H216ZM194 43H193V42ZM214 41L216 42V43H214ZM223 41V42H222ZM229 41V42H228ZM232 43H231V42ZM184 43V44H182V43ZM197 42H199V43H201L200 44V46H198V44L199 43H197ZM207 42V43H206ZM236 42H237V44L238 45H240V43H241V47H244V48H242V50H241V53L240 52H237V51H235L234 50V45H236ZM214 43V44H213ZM229 43H231V44H229ZM247 43V44H246ZM206 44H208L209 46H207ZM222 44V45H221ZM257 44V45H256ZM176 45H178L179 46V50H176V51H178L177 53L179 54V55H176L177 57H175V58H170L171 56H172V53H171V51H172V47L173 46H176ZM212 47H211V46ZM245 46H246V48H245ZM197 47V48H196ZM221 47V48H220ZM3 48H5V46H3ZM178 48V47H177ZM199 48V49H198ZM217 48V49H216ZM198 49V50H197ZM210 49H213V50H215L216 52H217V50L219 51V53L217 54L218 56H215L216 54H215V51H212V50H210ZM154 50V51H153ZM197 50V51H196ZM226 50H227V52H229V54H225L226 53ZM140 51V50H139ZM25 52H24V54H25ZM180 52V53H179ZM197 52V53H196ZM204 52H202V53H204ZM211 52H214V54L213 53H211ZM237 52V53H236ZM170 53V54H169ZM204 53V54H205ZM233 53H234V56H233ZM23 54V55H24ZM32 54V53H31ZM141 54V55H142ZM185 54V55H184ZM200 54V55H199ZM222 54V55H221ZM22 55V56H23ZM171 55V56H170ZM226 55L228 56V57H226ZM230 55V56H229ZM250 55H251V52H250ZM21 56V57H22ZM189 58H188V57ZM222 58V60L220 59V57ZM208 57V58H207ZM247 57V58H246ZM186 58V59H185ZM219 58V59H218ZM224 58H225V60H224ZM227 58V59H226ZM185 59V60H184ZM218 59V60H217ZM160 60V61H159ZM187 60V61H186ZM1 61L4 63L5 62V59H4V55H1ZM226 63V65L225 64H223V65H220V63L222 64V63ZM229 62V63H228ZM176 63V64H175ZM232 63V64H231ZM153 64H154V66H153ZM169 64V65H168ZM175 64V65H174ZM230 64V65H229ZM158 65V66H157ZM176 65H177V67H176ZM228 65V66H227ZM153 66V67H152ZM165 67V69H166V71H167V73H166V71H165V69L163 70V72H165V75L163 74V76H162V73H161V71H160V69L162 70V68H164ZM157 67H158V70L160 71H158L157 70ZM170 67V68H169ZM221 67H223V69L224 70H222V68ZM150 68H154V69H150ZM227 68H229V69H227ZM172 69V70H171ZM207 69V68H206ZM54 70V69H53ZM151 70H152V72H151ZM221 70V71H220ZM229 70V71H228ZM244 70H246V72L247 73H245V71ZM156 71V72H155ZM158 71V72H157ZM225 71H227L226 73H225ZM150 72V73H149ZM219 72V73H218ZM56 74L51 78V84H50V86H49V88H55V87H60V86H63V83L65 82V80H67V79H65V78H63L60 74H58L57 72H55ZM157 73V74H156ZM161 73V74H160ZM144 74H146L147 75V73H145L144 72ZM143 74V75H144ZM153 76H152V75ZM173 74L175 75L174 76V78H171L172 76H173ZM249 74V73H248ZM15 75V76H16ZM142 75V76H143ZM164 76H167L165 79H161V77H164ZM169 76H171V77H169ZM220 76V77H219ZM249 76L253 79V77H252V75L251 74H249ZM7 77V78H6ZM147 77V76H146ZM148 77L147 78H145L144 79V77H141L143 80H145L146 81V79H148ZM176 77V78H175ZM180 77V78H179ZM217 77V78H216ZM149 78V79H150ZM9 80V79H8ZM254 80V79H253ZM141 81V80H140ZM140 81L138 82V83H140ZM145 81H141L142 82V84L143 85H141L140 86V88H139V91H138V83L136 84L137 86H133L132 88H135L136 87V89H134V90H130V88L131 87H128L129 88V90H127V92H126V87H122V86H117L118 87V90L116 89V91H114V89H115V87L114 86H111V88H112V91H114V92H107V90H110L111 91V88L110 89H107L106 87H108V85H111L109 82H107V81H105V82H107L108 84H107V86H102L105 82H98L97 84H95L96 86H94V84H93V86H91V88L89 89L88 88V85L87 84H85L84 82H81V83H78L77 85H76V87L79 89V91H81V93H83L84 95H94V94H97V95H102V93L103 94H105V91H104V89L106 90V94L107 93H109V96H105V100H104V103L103 102H100L99 104H93V106H91V107H93V109H91L90 111H92V112H89L88 110L89 109H87V104H85V107H84V110L83 111H85V112H87V115H86V117L85 118H87L86 120V122L84 121V120H82V121H77L75 118H72L74 121L76 120L77 122H79V124H77V122H76V125L77 126H80V122H83L82 124L84 125V124H88V125H86V127H88L89 125H91V126H93L94 127V125H98V126H105V128L103 129V130H105V132L101 135V131L99 132V134L97 133V132H95L96 130H93V128L90 130H88L86 127H85V125L83 126L84 128V130L82 131V129H80V127L78 128V129H80L82 132L81 133H85L86 134V129L88 130L87 131V133L88 134H86L85 135V137L87 136V135H91L90 137L89 136H87L86 137V142L88 141V142H91V143H89L88 144V142L86 143V142H84L83 143V145H82V147H80L79 145H76L75 143V145L77 146L76 147V149H75V147H73V150H72V145L68 142V141H70V140H72L73 141V137H72V139H70L69 137H70V134H69V139L70 140H68V138H67V140L68 141H66L65 140V134L62 136V137H64V140L65 141H63V139H62V142H68L69 144H67V145H69L70 146V149H69V151L70 152H73L74 154H70L69 153V151H68V149L67 148H69V147H67V145L65 146V145H62V144H64V143H61V145L60 146H64V150L63 149H61V147L60 148H58V149H61L62 151L61 152H63V153H65L64 155H72V157H73V155H75L74 157H76V159L78 160V161H75V162H77V163H75V162H71V159L70 158H72V157H69V160L70 161H66V162H64L65 160H62V158L64 159V155L61 157L60 156V153H57L58 152V150H56L57 148H55L54 147V144L56 143L55 142V140L54 141H51L50 142V140H48V138L47 137H45V138H47V140H48V143H44V145H47V146H45V147H43V149L45 150V148H46V150L47 151H49V147H48V145L50 146V144H51V150H52V152H53V149H54V151H57V152H55V154L56 155H58V156H60V159H59V161H58V159L57 160H55V161H53V162H51L52 164H51V166H50V168L51 169H53V171L54 172H56V170L58 169V170H60L59 168L62 166H65V168H67V167H69V166H66V165H69L70 163L69 162H71V164H73V165H77V166H84V164H85V157L89 154V153H91V154H93L92 156H91V161H93V163H95V162H98L97 160H99V162H100V160H101V162H105V160H106V158H108V156L109 155H107V152H108V154L109 153H111L112 154V152H114L116 149H119V150H116L117 152H115V153H113L112 155H114V156H116L117 154L119 155V156H116V158H117V162H118V164L119 165H117L118 167H120V166H123L124 164H131V163H135V162H137V159L139 160L140 158H141V156H142V152H143V150H144V154H145V151L146 150H148L147 148H148V144H150L152 141V135H155V132H156V130L158 129V131L159 132H165V131H169V127L171 126V127H176V126H172V125H177V122H179V120H180V115L179 114H176L175 113V111H173L174 109H166V110H164V112H165V114L167 115L166 117H167V119H166V117L165 118H163L165 115L164 114H162V111H163V109L162 110H160L159 108H157V111H156V113L157 112H159L158 114H156L155 115V108H153L154 109V113H153V117H150V118H146V119H148V120H145V119H143V120H145V121H142L141 119H139V124L137 123L136 124V122L138 121H134V120H136V119H133V117H135L134 115H132V114H129V112L126 110V109H124V110H122V112L123 111H125V112H121V114H120V112H115L114 111V105H115V103H116V101H119L118 100V98L119 99H121L122 100V97H120V96H122V95H124L125 93H124V89H125V92L126 93H129L130 91H131V93H133L132 91H134V92H136L135 90H137V92L138 93H136V94H138V96L137 97H140V94H141V92H142V96L139 98L140 100H139V102L141 103H143L144 104V106H146V103L145 102H143V100H146V101H148V99H146V96H145V93L147 92V91H145V89L146 88H148V91H150V88H153V87H155L156 89H158L159 87H156V86H160L161 84H163L164 83V81L162 82V83H160L159 81H158V83H160V84H155V83H153V85L151 84H149L148 83V81H146L147 82V85L149 84V86L148 87H145L146 85H144L146 82ZM168 81V80H167ZM39 82H40V80H39ZM156 82H157V80H156ZM169 82V81H168ZM167 82V83H168ZM170 82L167 84L166 83V81H165V83L166 84H163V85H161V87L164 89L165 87L167 88V86L168 85H170ZM224 82V83H223ZM103 83V84H102ZM218 83H217V85H218ZM220 83H222L223 85H221ZM101 84V85H100ZM141 84V83H140ZM139 84V85H140ZM156 85V86H155ZM165 85H167V86H165ZM143 86L145 87V89L143 88ZM151 86V87H150ZM163 86H165V87H163ZM171 86V88L173 87V85L171 84L170 85ZM113 87H114V89H113ZM116 87V88H117ZM122 87V88H121ZM142 87V88H141ZM150 87V88H149ZM6 88V89H5ZM109 88V87H108ZM121 88V89H120ZM131 88V89H132ZM155 88H153L152 89V91H154V89ZM169 88V87H168ZM222 88V87H221ZM224 88V87H223ZM12 90V92H9V90ZM119 89L121 90V91H119ZM37 90L39 91V92H37ZM49 90V89H48ZM123 90V91H122ZM147 90V89H146ZM164 90H166V89H164ZM220 90V92L223 94V90H221V89H219ZM225 90H226V86H225ZM104 91V92H103ZM145 91V93H143ZM152 91H150V92H152ZM194 92L195 91H197L198 92V88H196V89H194L193 90ZM223 91V92H222ZM155 92V91H154ZM154 92H152L153 93V95H156V94H154ZM225 92V93H226ZM34 93V95L35 94H37V95H35V97L33 98V101L32 102H30V100H31V96H32V94ZM155 93H157V91L155 92ZM52 94H54V93H52ZM134 95H135V93H133ZM146 94H148V93H146ZM151 94V93H150ZM239 94H241V95H239ZM41 95H42V101L41 100H39L40 98H41ZM108 95V94H107ZM128 95V96H127ZM127 95H125L124 96V98H123V100L125 101V100H129L131 97L133 98V96L134 95H132V94H127ZM129 95H132V96H130L129 97ZM247 95H249V94H247ZM39 96H40V98H39ZM54 97H57L58 98V100H59V102L61 101V98L62 97H58V96H55V95H53ZM103 96V97H104ZM143 96H145V97H143ZM223 96H224V94H223ZM231 96V97H230ZM244 96H246V95H244ZM38 97V98H37ZM109 97V98H108ZM125 97H128L127 99H125ZM135 97H136V95H135ZM136 97V98H137ZM145 98V99H143V98ZM220 98L221 96H217V98ZM218 98V99H219ZM226 97H222V98H220L219 99V102H220V100H221V102L222 103H226L227 101H228V99L226 98ZM30 99V100H29ZM55 99V98H54ZM27 100H29V104L30 105H32L31 107H32V109H30V105H29V107H28V105H26L27 103H28V101ZM38 100V101H37ZM46 100V101H45ZM56 100L57 99H55V100H53V101H55L56 102ZM57 100V101H58ZM193 100H195V99H193ZM224 100V101H223ZM65 101V100H64ZM33 102H35V103H33ZM63 104L65 103V102H63V101H61ZM71 102V101H70ZM108 103L107 105H105V103ZM114 102V103H113ZM149 102V101H148ZM195 102V101H194ZM37 103V104H36ZM39 103V104H38ZM43 103V104H42ZM57 103V102H56ZM110 103V104H109ZM255 103H256V105H257V101H255ZM59 105H60V103H58ZM58 104H56V105H58ZM67 103H65V105H66ZM68 104H69V101H68ZM100 104H103L102 105V109H101V105ZM27 107H26V106ZM33 105H34V107L35 108H37L39 105V108L38 109H40L41 108V110H37V109H35L34 107H33ZM37 105V106H36ZM43 105V106H42ZM52 106H54V108H55V103L53 102V104H51ZM70 105H72V104H70ZM95 105V106H94ZM99 105V106H98ZM220 105V104H219ZM22 106H24V107H26V108H29V109H27V111L25 110V112H26V114L27 113H30L31 112V110L32 111H36L35 113V115L34 116H36L37 115V113H38V115H40V116H43L42 114H44V113H46V111H47V114H46V116L47 117H45V115L43 116V117H45L43 120L40 118V116H38L39 117V119L37 118V116H36V118L38 119V120H40V121H38V120H36V122L35 121H33V122H35L36 124H38V122L40 123V122H42V124H43V126H45V127H42L43 129H42V131H40L39 129H35V127H39L38 125L36 126V124L34 125L33 123H32V121L31 120H29V119H26V118H28V117H21V116H18V117H16L15 119H11V120H4L3 119V117H5V116H7V115H15V113H16V111L18 110V109H21V108H24V107H22ZM42 106V107H41ZM64 105H60V107H63ZM67 106V105H66ZM66 106H64L65 107V111L66 112H73L72 113V115L70 114V116H73V114L75 113V114H77V112H75V111H77V110H75L74 111V109H73V111L71 110L70 111V109H69V111L67 110L68 108H70V106L68 107L67 106V109H66ZM97 106V107H96ZM109 106V107H108ZM2 107H4L5 109H3ZM56 107H58V106H56ZM91 107H89V108H91ZM156 107V106H155ZM26 108H24V109H26ZM33 108L35 109V110H33ZM44 108V109H43ZM97 108V110H95ZM113 108V109H112ZM42 109L45 111H42ZM58 110H60L59 108H57ZM64 109V108H63ZM101 109V110H100ZM30 112H29V111ZM121 110V109H120ZM161 111V114H160V111ZM170 110V111H169ZM214 110V109H213ZM38 111H40V112H38ZM60 111H62V110H60ZM64 111V110H63ZM64 111V113H66ZM83 111H82V113H83ZM96 111H99V114H98V112L97 113H95ZM100 111H102V112H104V113H100ZM113 111V113H111ZM119 111V110H118ZM210 111H211V109H210ZM209 111V113H211ZM44 112V113H43ZM167 112V113H166ZM223 112V113H222ZM241 112L243 113V114H241ZM40 113V114H39ZM64 113H62L63 114V116H62V118L65 116L66 118H61V119H59V123L61 124V126H60V124H56V126H60V127H62V123H61V121L62 122H64L65 123V119L67 120L68 118H70V116L69 117H67V114L65 115ZM92 115H91V114ZM94 113H95V115H94ZM115 113V114H114ZM125 113V114H124ZM170 113H172V114H170ZM175 113V115H176V117H175V115H173ZM213 113V112H212ZM211 113V114H212ZM213 113V114H214ZM221 113H222V115L223 114H225L224 116H222L221 115ZM240 113V114H239ZM256 113V112H255ZM58 114V111L56 112V114L55 115H57ZM84 114H86V113H84ZM97 114V115H96ZM125 116H124V115ZM200 115L202 114L203 115V113H199ZM198 113H197V117H199V118H203L204 119V117H200V116H198L199 115ZM212 114V115H213ZM250 114V115H251ZM31 115H33V112L30 114V116ZM55 115L54 116H50V120H51V117H54L53 119H57L56 117H55ZM94 115V116H93ZM99 115H101V116H99ZM126 115H128V118L126 117ZM130 115V116H129ZM131 115H132V117H131ZM171 117H170V116ZM179 115V116H178ZM240 115V116H239ZM258 115V114H257ZM25 116H27V115H25ZM29 116V115H28ZM30 116H29V118H30ZM82 116H83V119H85L84 118V116L85 115H83L82 114ZM96 116V117H95ZM97 116H99V117H97ZM106 117V119H105V117ZM122 118H121V117ZM157 116H162V118L163 119H161V121H159L160 119H158V117ZM244 116H245V114H244ZM60 117H61V115H60ZM59 116H58V118H60ZM73 117H75V115L73 116ZM95 117V118H94ZM110 117V118H109ZM116 117V118H115ZM131 117V118H130ZM154 117H155V119H154ZM170 117V118H169ZM175 117V118H174ZM254 117H256V116H254ZM31 118H33V117H31ZM30 118V119H31ZM49 118V117H48ZM71 118H70V120L68 119V121H67V125H66V127L68 126H71V129H73V127H72V124H74V123H72V121H71ZM98 118V119H97ZM103 118V119H102ZM129 118H130V120H129ZM142 118H144L143 116H142ZM153 118V119H152ZM160 118V117H159ZM172 118V119H171ZM198 118V119H199ZM229 118V119H228ZM34 119V118H33ZM32 119V120H33ZM97 119V120H96ZM101 119H102V121H101ZM112 119V120H111ZM124 121H123V120ZM132 119V120H131ZM150 119V120H149ZM167 120L168 122H169V120H170V125H168L169 123H167V121L165 122V120ZM174 119V120H173ZM202 119V120H203ZM232 119V120H231ZM28 120H29V122H31V125H30V123H29V126L31 127V128H29V127H27L26 128V126H28ZM42 120V121H41ZM45 120V121H46ZM49 120V121H50ZM96 120V121H95ZM101 122H100V121ZM115 120V121H114ZM116 120H118V122L116 121ZM155 120H158V121H156L155 122ZM251 120V119H250ZM53 121V120H52ZM69 121H71L70 122V125H69ZM108 121V122H107ZM110 121H112L113 122V124H112V122H110ZM150 122V125H151V123H152V125L153 126H155L154 124L156 123V126L155 127H153L152 125V127L153 128H155L154 130H155V132H153L152 130H151V128H150V126H148V124H149V122ZM175 121H177V122H175ZM254 121V120H253ZM54 122V121H53ZM53 122H49V123H53ZM58 121H55L54 123H57ZM91 122H93L94 124L92 125L91 124ZM106 122V124H104ZM114 122H117L116 124L114 123ZM121 122V123H120ZM126 122H128V125H127V123ZM155 122V123H154ZM158 122V123H157ZM161 122V123H160ZM173 122H175V123H173ZM188 122V121H187ZM247 122V123H246ZM25 123L27 124L26 126H25ZM72 123V124H71ZM95 123H98V124H95ZM154 123V124H153ZM173 123V124H172ZM248 123H249V125H248ZM252 123V124H251ZM22 124H24L23 126H22ZM41 124V123H40ZM42 124H41V126H42ZM45 124H47V122L45 123ZM114 124H115V126H114ZM132 126L131 128H133L134 130H133V132H132V129L129 127L130 125ZM135 124H136V127L134 128V126H135ZM157 124H159L158 125V127L159 128H156L157 127ZM161 124V125H160ZM164 126H163V125ZM35 126V127H33V126ZM112 125V126H111ZM140 125V126H139ZM142 125V126H141ZM251 125V126H250ZM22 126V127H21ZM54 126V125H53ZM55 126V127H56ZM75 126V125H74ZM118 126V127H117ZM128 126V127H127ZM167 126V127H166ZM191 127L190 126V123L188 122V125H185V127L187 128V130L185 131L186 133L192 128H189V127ZM19 127V126H18ZM76 127V126H75ZM107 127V128H106ZM161 127H163L162 128V130H164V131H162L161 130ZM165 127H166V129H165ZM171 127H170V129H171ZM184 127V128H185ZM246 127V128H245ZM32 128H34L33 130H36V132H32L31 131V129ZM45 128V129H44ZM64 127H62V129H63ZM82 128V127H81ZM89 128V127H88ZM118 128V129H117ZM122 128V129H121ZM131 129L130 131H129V129ZM148 128V129H147ZM149 128H150V131H149ZM177 128H179V127H177ZM177 128H174V134H176V132L178 131V129ZM183 128V129H184ZM185 128V129H186ZM58 129H60V128H58ZM69 129V128H68ZM70 129V130H71ZM76 129H77V127H76ZM77 129V130H78ZM124 129V130H123ZM138 129V130H137ZM142 129H144V130H142ZM173 129V128H172ZM248 129V130H247ZM38 130H39V132H38ZM44 130V131H43ZM64 130V132L66 133V132H68L67 130H65V129H63ZM74 130V129H73ZM73 130L71 131V132H73ZM79 130V131H80ZM106 130H108L109 131V133H108V131H107V134H108V136H106V137H108V138H105V133H106ZM111 130V131H110ZM119 130V131H118ZM139 130L141 131V132H139ZM180 130V129H179ZM92 131V132H91ZM129 131V132H128ZM138 131V132H137ZM145 132L143 135V137H145V139H143V137L141 138V134H142V132ZM191 131V133L189 132V135H190V137L188 136L187 138L189 139V143H194V144H192V146H195V147H199L200 145H199V143H201L198 139H196L197 137H195V136H192V129L190 130ZM51 132V133H50ZM75 132V131H74ZM92 133V134H90V133ZM93 132H94V136H93ZM103 132V131H102ZM124 132V133H123ZM126 132V133H125ZM136 132V133H135ZM150 134H149V133ZM154 133V134H152V133ZM25 133V134H26ZM68 133H70V131L68 132ZM81 134L80 132H78L77 131V134ZM111 133V134H110ZM115 133V134H114ZM129 133H131V135L129 134ZM135 133V134H134ZM208 133V132H207ZM26 134V135H27ZM72 134H74V133H72ZM77 134H75V135H77ZM95 134H98L97 136L95 135ZM130 135V138H129V135ZM139 134V135H138ZM151 135L150 137H147V135ZM157 134V133H156ZM209 135H210V133H208ZM213 134V133H212ZM19 135L21 136V134L19 133ZM25 135V139H27L26 136ZM51 135H53V136H51ZM68 135V134H67ZM81 135H83V134H81ZM80 135V137H82L83 138V136H81ZM122 135V137L124 138V137H127L125 140H130L131 139V137H132V139L133 140H130L131 141V143H126V146L124 147V148H126V150L124 149V148H122L123 147V144L125 145V140L124 139H121L120 138V136ZM148 135V136H149ZM177 135V134H176ZM20 136H18V134H17V139H16V141H19L20 140ZM24 136V135H23ZM22 136V137H23ZM54 136V137H55ZM73 136V135H72ZM78 136V135H77ZM75 137L76 139L79 137ZM93 136V137H92ZM138 136V137H137ZM157 136V135H156ZM32 137V138H33ZM40 137H35V138H39L40 140H38V142H40L41 140H44L45 138H40ZM84 137V138H85ZM93 139H92V138ZM134 137V138H133ZM155 137V136H154ZM153 137V138H154ZM179 137V136H178ZM178 137H175V135H174V137H173V135H171V138H172V142L171 143H173ZM192 137V138H191ZM32 138H29V140H31ZM58 138H60L61 139V137L59 136ZM137 139V141H136V139ZM139 138H141V139H139ZM149 138H151V140H149ZM174 138V139H173ZM176 138V139H175ZM14 139V138H13ZM12 139V140H13ZM22 139V138H21ZM55 139H57V138H55ZM98 139V140H97ZM117 139V140H116ZM8 140V141H7ZM22 140H24V138L22 139ZM28 140V139H27ZM28 140V141H29ZM33 140V139H32ZM82 140V139H81ZM85 140H83V141H85ZM102 140V141H101ZM108 140H109V145L107 144V142H108ZM114 142H112V141ZM120 142H119V141ZM124 140V141H123ZM178 140V139H177ZM197 140H198V143H197ZM15 141V142H16ZM34 141V140H33ZM60 140H58V142H59ZM75 141V140H74ZM73 141V142H74ZM77 141V140H76ZM96 141V142H95ZM97 141H99V142H104V143H102V145L100 144L99 146H98V142ZM116 141V142H115ZM142 141V142H141ZM149 141H151L150 143H149ZM171 141V140H170ZM35 144L33 143V145H35V146H31V144H29V146H31V149H33V150H31L30 149V147L29 146H27L26 148L27 149H30V151L29 152H31V151H33V153L31 154L30 153V155H29V157H26V158H29V161L31 160V159H33L34 158V156H35V154H36V152L37 151H39V150H37V148L38 147H41V146H43V144H42V142H40V143H38V142H36V139H35ZM49 142H50V144H49ZM57 142V143H58ZM71 142V141H70ZM79 142H82V141H80L79 140ZM119 142V143H118ZM121 142H123V143H121ZM134 142V143H133ZM145 143V145H144V143ZM9 144H11L10 142H8ZM29 143V142H28ZM30 143H31V141H30ZM40 144V145H38V144ZM54 143V144H53ZM85 143L87 144V145H85ZM110 143H111V145H112V143H113V145H116L115 147H113V145H112V148L114 149L115 148V150H112V152H110L109 150H108V147H110L111 148V145H110ZM133 143V144H132ZM137 143V144H136ZM186 143H188V141L186 142ZM9 144H8V149L11 147L13 150H16V149H18V150H21V151H19L20 153L22 152V149H23V147H24V145H23V147H22V145H19V143L17 144V142L16 143H14V140L12 141V144L10 145V147H9ZM42 144V145H41ZM78 144V143H77ZM80 145H81V143H79ZM120 145V147H119V145ZM122 144V145H121ZM140 144H143V145H141L140 146ZM14 145H17V147H16V149L14 148L15 146ZM37 145V146H36ZM52 145H53V147H52ZM188 145H190V144H188ZM199 145V146H198ZM14 146V147H13ZM84 146V147H83ZM88 146V147H87ZM98 146V147H97ZM134 146V147H133ZM142 146H143V148L144 147H146L145 149H143L142 148ZM191 146V145H190ZM20 147H22V149L20 148ZM29 147V148H28ZM67 147V148H66ZM79 147V148H78ZM94 147H96V148H93ZM100 147V149L98 150V148ZM132 147H133V149L135 148V147H137V148H139V149H137V148H135V150H136V152H134L135 150H133L132 149ZM2 148V150H3V152H4V150H6V148L5 149H3ZM20 148V149H19ZM35 148V149H34ZM42 148V147H41ZM53 148V149H52ZM105 148V149H104ZM122 148V149H121ZM127 148H129L128 150H127ZM141 148V149H140ZM150 148V147H149ZM40 149V148H39ZM42 149V150H43ZM75 149V150H74ZM83 149H85L84 151H82ZM103 149V150H102ZM121 149V150H120ZM124 149V150H123ZM10 150V149H9ZM9 150H7L8 152H9ZM12 150V151H13ZM18 150H16L17 152H18ZM25 150V151H24ZM23 150V152H25L26 154L28 153L29 154V152L28 151H26V149H24ZM35 150V151H34ZM51 150H50V152H51ZM88 150H89V152H88ZM97 150V151H96ZM101 150V151H100ZM108 150V151H107ZM130 150V151H129ZM139 150V151H138ZM0 151H1V149H0ZM6 151V152H7ZM12 151H10V152H12ZM15 151V152H16ZM47 151H39V152H37V154L38 155H40V156H38L37 154V160H39V157H41V156H43V154L42 153H44V152H46V153H48ZM75 151V152H74ZM80 151V152H83V153H79L78 154V152ZM92 151V152H91ZM95 153H97L98 152V154H95ZM124 151H125V154L129 157V158H131V160L126 156V155H124L123 153H124ZM2 152V151H1ZM22 152V153H23ZM35 152V153H34ZM50 152L48 153L50 156L52 155V154H54V152L52 153L51 152V154H50ZM59 152H60V150H59ZM104 153V155H102V157H101V154H103ZM105 152H106V155H105ZM120 152H121V155H122V157L120 158ZM128 154H127V153ZM129 152H130V154H129ZM258 151H256V153H257ZM261 152V151H260ZM263 152V151H262ZM62 153V154H63ZM77 153V154H76ZM54 154V155H55ZM85 154V155H84ZM87 154V155H86ZM116 154V155H115ZM138 154V155H137ZM31 155H33V156H31ZM54 155H52V156H54ZM54 156L55 158H57V156ZM80 155V156H79ZM95 155V157H93ZM141 155V156H140ZM252 154H250V156H249V159L251 158L252 159V156H251ZM254 156H257V154L255 155V153L253 154ZM260 155V154H259ZM264 155V154H263ZM262 155V157H261V155H260V158H262L261 160H263V156ZM78 156H79V158H78ZM83 156V157H82ZM128 158H126V157ZM131 156V157H130ZM139 156V157H138ZM253 156V158H255ZM33 157V158H32ZM68 157H66V159L68 158ZM82 157V158H81ZM106 157V158H105ZM123 157H125V159L123 158ZM97 158V159H96ZM115 158V157H114ZM118 158H119V160L120 159H122L121 160V164L119 163L120 161L118 160ZM136 158V159H135ZM259 158V159H260ZM36 156H35V158H34V162L36 163ZM73 159H75V158H72V160ZM75 159V160H76ZM81 159V160H80ZM84 159V160H83ZM94 159V160H93ZM233 159V160H232ZM231 159V163H230V168H225L224 170H222V172L221 173H224L225 172V174H223V176H222V178L223 179H225L226 177H227V179L226 180H224V181H229V183H230V180L232 181V179H233V176H235L236 175V173H237V171H243L244 169V167L243 168H241L240 169V167H242V166H240V167H238V170H237V168H235V167H237L236 165V159L235 158H232ZM249 159L247 160V163H249ZM201 160H203V159H201ZM236 160V161H235ZM255 161V159H252V162H251V160H250V162L251 163H249V165L251 166V164H253L254 163V161ZM28 161V162H29ZM56 161H58V162H56ZM84 161V162H83ZM90 161V164L93 166V163ZM123 161V162H122ZM127 161H129V162H127ZM131 161V162H130ZM134 161V162H133ZM257 161H258V159H257ZM257 161H255L256 163H254V165L256 164L257 165V168H255L256 167V165H255V167H254V165L252 166L253 168V170H254V168H255V170L253 171L252 169H251V167L248 165L247 166V168L245 169V172H246V174L244 173V171L243 172H241V173H244V176L243 177H245L246 176V178L248 179L249 178V176L248 175H250V177H252L253 178V176L255 177L256 175H255V171H259L258 170V165H260V172L257 174V175H260V173L261 172H264V160H263V162L261 163V161L259 160V164H258V162ZM34 162H32L31 163V161H30V164H32V165H35V163ZM42 162H44V161H42ZM56 163V165H55V163ZM66 163V165L64 164V163ZM98 162V163H99ZM126 162V163H125ZM205 162V161H204ZM232 162H234V165H232L233 163ZM34 163V164H33ZM50 163V162H49ZM49 163H45L44 162V166L46 167L47 165L46 164H49ZM54 163V164H53ZM80 163H81V165H80ZM98 163H95L94 165H96V166H98L97 164ZM62 164V165H61ZM102 164V163H101ZM100 164V165H101ZM53 165V166H52ZM59 165V166H58ZM43 166V168H44V170H43V168H42V171H43V173L44 174H46V176H47V174H48V171L50 172L51 170H49L50 168L47 166L46 168H48V170L47 169H45V167ZM58 168H57V167ZM75 166H71V168H73V170H75L74 169V167ZM52 167H55L56 169H54V168H52ZM61 167V168H62ZM203 167V166H202ZM232 167H234L235 169H233ZM248 167H250V169L248 168ZM70 168V167H69ZM68 168V169H69ZM76 168H78V167H76ZM232 168V169H231ZM240 169V170H239ZM47 170V171H46ZM73 170H69L68 172H66V170H64L63 169V171H62V169L60 170V172L59 171H57L56 173L60 176L61 175V172H62V177H64V178H66L65 180L61 177H59V180L60 179H62L60 182H58L57 183V185L58 184H60L61 182V186L60 187H62L61 189H59L60 187H59V185L57 186V188H58V190H60V191H58L56 188H53L54 190L52 191V192H48V191H46V192H48V193H46L45 194V196L47 197V195L49 196L48 198L50 199H54L53 197H55V196H57V198L59 197V199H60V197H62L63 195H64V193H65V189L67 190V187L69 186V184H70V181H71V175H72V173H70V172H73ZM247 170V171H246ZM248 170H250V171H248ZM262 170V171H261ZM46 171V172H45ZM53 171H51V172H53ZM252 171V174L250 173ZM53 172V173H54ZM66 174V175H64V173ZM71 174V175H69L68 176V174ZM241 173H237V175H241ZM249 173V174H248ZM57 174L55 175V174H52L53 176L55 175V177H57ZM235 174V175H234ZM51 175V176H52ZM231 175H233V176H231ZM253 175V176H252ZM48 176H50V173L48 174ZM68 178H67V177ZM230 176H231V178H230ZM248 176V177H247ZM262 176H264V174H262ZM259 177V176H258ZM58 178V177H57ZM57 178H52L51 177V179H52V181L55 179L56 181H59V180H57ZM256 178H257V176H256ZM259 178H261V177H259ZM259 178H257V179H254V180H257V181H255L254 182V180H253V182L255 183L254 184V186H251V188L253 187L254 188V190L253 189H250L249 191H251L252 193H251V195H253V193H255V198H257V195H259V193H260V195H261V197L260 196H258V198L260 199H258V200H256L255 198H254V195H253V198H252V200L249 198V194H250V192L249 191H245V189H241V191L240 190H238V191H240V194L241 193H243V195L245 196V199H247V196H248V203L247 202H241L242 204H244L245 203V205L247 206V207H244V208H247V210H248V207H250V208H252V211H253V208L255 207V208H257L258 207V205H261V204H263L264 205V201H262V203H260L261 202V199L264 197L263 196V194H264V185L262 186L261 185V182H262V180L264 181V178H262V180H260ZM49 179H50V177H49ZM51 179H50V181H51ZM68 179H69V181H68ZM260 181H259V180ZM55 180H54V183L55 184H53L54 186L56 185V182H55ZM66 182H64V181ZM249 180L251 181V179L249 178ZM248 180V181H249ZM51 181V187L53 186L52 185V182ZM234 181V180H233ZM232 181V182H233ZM259 181V184L257 183ZM67 182H68V184H67ZM231 182V183H232ZM252 182V181H251ZM230 183V184H231ZM253 184V183H252ZM251 184V185H252ZM257 184V185H256ZM262 184H264V183H262ZM64 185V186H63ZM261 185V186H260ZM256 186V187H255ZM66 187V188H65ZM262 187V188H261ZM100 188V186L98 187V188H96L95 190H97V189H99ZM190 187H188V189H184V190H186V191H184V192H182V193H180V195H179V193L176 195V198H178L177 196L179 195V197H181L182 198V196H181V194L183 195L184 194V196L185 195H188V196H193V189H189ZM51 189V188H50ZM55 189L57 190V191H55ZM232 189V188H231ZM249 189V188H248ZM247 189V190H248ZM258 189V190H257ZM52 190V189H51ZM50 190V191H51ZM195 191H196V189H194ZM234 190L235 191H237V189H235L234 188ZM233 189H232V193L234 194L235 193V191H234ZM244 190V191H243ZM54 191L56 192V193H54ZM63 191V192H62ZM171 191V190H170ZM187 191H190L192 194H190L189 195V193H187ZM254 191V192H253ZM62 192V193H61ZM115 192V191H114ZM247 193V195H246V193ZM258 192V193H257ZM51 193L53 194L52 196H51ZM196 193V192H195ZM231 193V195L229 194V197H230V199L232 198V197H235V198H238L239 199V197H236L237 195H235L236 193L240 196V194H239V192H236L234 195ZM245 193V194H244ZM249 193V194H248ZM257 193V194H256ZM50 194V195H49ZM110 194L111 195H113V198H118V197H120L119 199H123L124 197H123V195H119L118 194V192L116 193V194H118L119 196H117L116 197V194L115 193H113L112 191H110ZM28 195V194H27ZM30 195V194H29ZM32 195H34V194H32ZM110 195V196H111ZM206 195H208V194H206ZM250 195V196H251ZM241 196H242V194H241ZM70 198L69 196H67V195H64V198H63V202L65 203V201L66 202H68L67 200L68 199H65V198ZM122 197V198H121ZM47 198V199H48ZM111 198H112V196L111 197H108V199H109V201H108V199H106V197H104L103 199H101V198H99V199H96V200H94L95 202H93L92 201V204L94 203H96L95 205L93 204H87V205H89V207L92 209V208H94L95 206H97V203H98V205L99 206H97V208L95 207V212H97L96 211V209H98L99 211L100 210H103V209H108V207H109V209L112 207L113 208V204L111 205V203L114 201L113 199L111 200ZM181 198H178V199H175L176 201L177 200H181ZM241 198H244V197H240V199L238 200V201H242V199ZM56 199V198H55ZM104 199H106V201L104 200ZM244 199V200H245ZM253 199L254 200H256L255 202L253 201ZM70 200H71V198H70ZM100 200V201H99ZM111 200V201H110ZM233 200V199H232ZM235 201L234 202H232V203H238L239 204V206H237L238 204H236V206L237 207H240L241 206V208L240 209H243V206H245V205H243L242 206V204L241 203H239L236 199H234ZM264 200V199H263ZM56 201H58V199H56ZM103 201V202H102ZM246 201V200H245ZM109 202V203H108ZM175 202V201H174ZM179 201H177V203H178ZM258 202V203H257ZM114 203V202H113ZM254 203V204H253ZM104 204H110L109 206L108 205H104ZM241 204V205H240ZM41 205H44V203L43 204H41ZM87 205H83V207H87ZM100 205H102V206H100ZM249 205V206H248ZM253 205V206H252ZM79 206V205H78ZM82 206V205H81ZM81 206H79L78 208L79 209H81L82 207ZM101 207H103V208H101ZM111 208V209H112ZM249 208V211L251 210ZM93 210V209H92ZM243 210H245L244 212H241V210H240V212L241 213H244V214H241V217L239 216L240 215V213H239V215L234 211L233 213H235V214H232V212L229 214V216L230 215H238V218L240 217V219L239 220H243V216H244V218L246 217V218H250L251 216H253L254 215V212L256 211V209H254L255 211L252 213V211L250 212V214L248 213V212H246L247 210L246 209H243ZM242 210V211H243ZM186 212V211H185ZM183 215H184V212L182 213ZM187 214H188V211H187ZM246 214V215H245ZM183 215H182V218H185L184 220H186V221H182L181 220V222H183V223H185L186 222V225H187V222L189 221V220H191L192 221V218H190V216H188V215H191V214H188V215H186L185 214V217H183ZM237 215L235 216V219H236V217H237ZM248 215V216H247ZM187 216V217H186ZM234 216H230L229 218H233ZM191 217H193V216H191ZM181 217H180V219H182ZM189 218V219H188ZM194 218V217H193ZM242 218V219H241ZM246 218H245V220H246ZM253 218V217H252ZM187 219H188V221H187ZM233 221H237V220H234V218L232 219ZM248 220V219H247ZM195 221V220H194ZM259 222H263V221H259ZM259 222L258 223H256V227L260 230L261 229V227L262 228H264L263 226V224H264V222H263V224H261L260 226H259ZM192 223V222H191ZM258 224V225H257ZM186 225H184V226H186ZM243 226V225H242ZM241 226V228H239V230H237L238 231V234L240 235L238 238H236L237 236H238V234H237V231H236V228L234 229L236 232H234V230L232 231L233 232V236L230 234V232H229V234H230V236H229V234H227L228 236H218L217 235V237L215 238V240L213 241V243L211 244V246L213 247V249H211L212 251V253H213V255H214V261L217 263V264H252L254 261H256V260H261L260 262L261 263H264V252L262 251V250H257L256 251V249L254 248L255 246V243H256V245L258 244V242H260L261 244H263V246H264V235L263 236H259L258 234H256V232L257 231H259L258 229H256V227L253 225H251V227H252V229H253V227H255V229L257 230L256 232L254 231L253 232V230L251 231V228L250 227H248V225H244L243 227ZM46 227V226H45ZM187 227V226H186ZM250 228V230L249 229H247V228ZM260 227V228H259ZM187 228H189V227H187ZM187 228H185L186 230H187ZM245 228V229H244ZM242 230V232H241V230ZM190 231V230H189ZM188 231V232H189ZM244 231V232H243ZM247 231H248V233L250 232L251 234H253V235H251V234H249V236H248V233H247ZM264 231V230H263ZM188 232H186V234H189ZM191 232V231H190ZM253 232V233H252ZM260 232H262V231H260ZM190 234H192V233H190ZM237 234V235H236ZM247 234V235H246ZM189 236V235H188ZM191 236V235H190ZM245 236V237H244ZM259 236V237H258ZM221 237V238H220ZM261 237V239H258V238H260ZM244 238V239H243ZM255 238V239H254ZM257 238V239H256ZM256 240V242H254V241ZM263 240V241H262ZM211 247V248H212ZM253 247V248H252ZM236 248H239V251H238V249H236ZM237 250V251H236ZM242 253H241V252ZM259 251H261V252H259ZM262 252H263V254H262ZM260 253V254H259ZM261 254L263 255V256H261ZM54 255V254H53ZM53 255H52V257H53ZM205 255V256H204ZM204 255L202 254V256H204V257H206V258H208L209 257V259H210V256L208 255V254H206V253H204ZM245 255H247V256H245ZM260 255V256H259ZM234 258V259H233ZM244 258V259H243ZM262 258V259H261Z\"/></svg>","mask_w":264,"mask_h":264},{"label":"crops","instance_id":"crops-1","mask_svg":"<svg viewBox=\"0 0 264 264\" xmlns=\"http://www.w3.org/2000/svg\"><path fill=\"white\" fill-rule=\"evenodd\" d=\"M149 42L150 36L138 28L137 25L121 18L111 9L101 8L87 0L75 19V24L65 46L54 60L57 64L53 62L56 65L53 64L52 66L53 69L55 67V72L63 78L70 79L78 84L83 82L87 76L94 75V69L100 63L118 65L127 60L131 54V60L137 63L143 56L141 50L146 48ZM14 43L20 46H24L23 43H25L22 55L29 47V43L24 38L18 35H10L2 52L5 62L8 65L14 64L17 58L14 51L6 48ZM26 54H28L27 57L29 59H33L35 62L40 61L41 52L39 50L27 51ZM72 55L74 59L76 58L75 60H73ZM246 65L249 67L247 72L254 79L249 77V83L255 87L249 92L245 91L242 93L241 96L243 98L241 99L246 100L252 98L250 104L251 109L254 108V111L256 109V112L264 119V73L259 72L264 67V60L257 57L246 64H242L240 68L243 69ZM58 66L59 68H57ZM15 75L16 73L14 72L7 81L6 87H9L10 83L11 89L15 86L20 87L18 84L21 82L22 74ZM2 80H0V86L4 84ZM11 89L9 92H12ZM255 101H257V105Z\"/></svg>","mask_w":264,"mask_h":264}]
</instances>
